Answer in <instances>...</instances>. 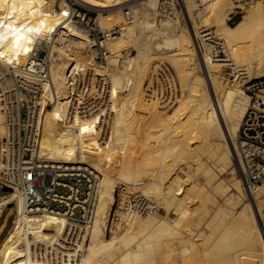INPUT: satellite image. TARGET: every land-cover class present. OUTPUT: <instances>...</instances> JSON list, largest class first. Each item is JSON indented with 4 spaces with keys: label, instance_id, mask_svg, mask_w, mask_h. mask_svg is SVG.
Segmentation results:
<instances>
[{
    "label": "bare ground",
    "instance_id": "bare-ground-1",
    "mask_svg": "<svg viewBox=\"0 0 264 264\" xmlns=\"http://www.w3.org/2000/svg\"><path fill=\"white\" fill-rule=\"evenodd\" d=\"M173 2L59 0L57 10L58 0H0V79L9 71L24 77L41 38L57 53L51 60L49 51L50 80L31 76L45 90L37 158L66 172L87 164L100 175L95 220L79 264H199L203 257L206 264H264V184L251 191L245 187L235 144L250 100L243 85L264 76V0L249 8L234 0H179L193 32L168 19L155 25L157 13L175 14ZM71 4L97 13L92 21L100 30L98 39L104 38L106 66H96L93 47L98 44L76 27L77 12ZM237 7L245 9L244 15L230 25L228 17ZM202 24L225 41L227 60L202 59L196 43ZM105 33L112 38L105 40ZM127 46L136 47V54L125 55ZM163 62L171 64L186 88L170 109L143 93V76ZM89 70L109 78L111 85L109 137L103 142L97 131L105 109L70 117L69 77ZM10 120L11 111L1 107L2 134ZM6 148L0 155V182L5 181L1 171ZM15 179L11 192L0 198V214L6 206L11 213L17 208L14 225L0 244V264H43L35 256L37 246H59L70 222L63 215L28 213L20 179ZM121 183L166 212L174 211L175 218L160 216L159 211L125 214L124 224L108 237ZM120 196L123 205L128 197L125 192ZM193 202L199 205L191 207ZM191 222L205 223L212 231L203 238V259L195 237L204 233L186 232ZM58 249L60 256L71 257Z\"/></svg>",
    "mask_w": 264,
    "mask_h": 264
},
{
    "label": "built area",
    "instance_id": "built-area-1",
    "mask_svg": "<svg viewBox=\"0 0 264 264\" xmlns=\"http://www.w3.org/2000/svg\"><path fill=\"white\" fill-rule=\"evenodd\" d=\"M71 5L77 12L76 27L89 33L98 44L93 47L96 49V66H106L108 63L106 50L101 44L104 38L101 41L98 39L100 30L92 21L93 13L83 6ZM125 13H129V10ZM200 31L196 43L202 59L209 58L214 62L227 60L225 41L205 24L201 25ZM110 37V33H105V40H109ZM50 64L49 50L41 46L34 53L32 63L25 67L24 77L16 76L13 71L1 76L0 108L11 111V120L7 125V132L2 134L0 131V155L5 150L4 146L7 147L4 153L5 169L1 171L5 181L0 182V187L11 189L10 186L17 182L16 176L20 179L19 185L26 197L28 213L63 215L69 220L70 224L59 246L47 247L41 244L37 246L35 256L40 262L79 264L83 253L81 250L88 239V230L95 220L100 175L87 164L81 165L76 171L66 172L62 168H54L40 161L36 156L42 137L45 108L41 107L40 103L45 90L42 84L34 82L31 76L39 75L43 79L50 80ZM93 74L90 70L80 71V75L76 73L69 77L70 117H83L92 109H105L107 115L101 118L97 131L100 141L103 142L109 137L111 115L107 107L111 85L109 78L103 79ZM243 88L250 100L236 136V149L241 160L239 166L244 185L251 191L264 184V76L246 81ZM183 92L179 77L169 62L157 63L153 67L143 89L146 97L159 99L161 106H165L166 109L177 104ZM46 176L52 177L48 186L45 185ZM39 187H44L42 194L38 191ZM122 192L128 197L123 205L120 203ZM4 196L6 195L0 198ZM116 198L108 222L109 234L124 224L125 214L147 216L160 210L141 192L138 190L129 192L125 186L118 189ZM3 210L11 209L6 206ZM13 210L17 211L16 206ZM119 210L126 213L119 214ZM57 249L69 252L71 257L65 259L66 257L57 253ZM65 260L67 261L64 262Z\"/></svg>",
    "mask_w": 264,
    "mask_h": 264
},
{
    "label": "rangeland",
    "instance_id": "rangeland-1",
    "mask_svg": "<svg viewBox=\"0 0 264 264\" xmlns=\"http://www.w3.org/2000/svg\"><path fill=\"white\" fill-rule=\"evenodd\" d=\"M142 0H138V2H141ZM257 0H240V1H236V0H234V4L236 5H242L243 4V6L245 7V8H249L250 7V5L251 4H253L254 2H256ZM243 6H241V7H243ZM56 7H57V10H59L60 9V4H59V0H58V3L56 4ZM173 8L175 9V14L174 15H172V16H167V13L165 14L164 12H160L161 14H159V13H157L156 14V18H155V25H157V27L160 25V21L161 20H166V19H168V20H171L172 22H177V25H178V27L179 28H181V29H183V30H188V29H191V31H192V25H191V23L189 22V18H188V16H187V14H186V11L184 10L185 9V7L183 6V5H181V3L179 2V0H174V2H173ZM126 10H128V9H124V13H125V11ZM244 12H245V9H242V8H240V7H237L236 9H235V11L233 12V13H231L230 15H229V17H228V23L230 24V25H235L239 20H241V18L243 17V15H244ZM93 17L94 18H96L97 17V13H93ZM193 32V31H192ZM112 36V35H111ZM112 38V37H111ZM110 38V39H111ZM39 43H42V46L44 45H47V47H48V50L49 51H51V54H52V58H51V60H54V57H56L57 56V53L56 52H52V50H51V47H52V43H47V40L46 39H39L38 41H37V45L39 44ZM129 47V48H128ZM132 47H134V46H127V50H125L123 53L125 54V55H129V54H136V52H137V48L135 47V49L134 48H132ZM129 49V50H128ZM134 49V50H133ZM33 53V52H32ZM53 62V61H52ZM57 63H62V61L61 60H58L57 61ZM53 64V63H52ZM157 63H155V65H156ZM154 65V66H155ZM151 71H152V68H151ZM149 75H150V72L147 74H145L144 76H143V78H142V80H143V83L144 84H146L147 83V80H148V77H149ZM179 77V76H178ZM182 88H183V86H182ZM185 88V87H184ZM183 88V89H184ZM186 89V88H185ZM243 119V118H242ZM165 137H166V135H165ZM164 137V138H165ZM161 138H159L158 139V141H157V144H160L161 143V141H159ZM155 141L157 140V139H154ZM162 140V139H161ZM235 144H236V139H235ZM238 169V168H237ZM241 169V168H240ZM241 177H242V174H241ZM101 178H102V176H101ZM199 177L197 176V178L195 177V180L197 181V182H202V180L199 178ZM51 181H52V177L51 176H46L45 177V185L46 186H48V185H50V183H51ZM123 186H125L126 187V185L125 184H123V183H121L120 185H118V188H117V191H118V189H121V187H123ZM43 190H44V187H39L38 188V191L42 194L43 193ZM127 190H129V189H127ZM130 191V190H129ZM11 192V191H10ZM10 192H5V191H3L2 190V188H0V196H3L4 194L5 195H8ZM233 192H235L236 193V191L235 190H233ZM196 201H198V198H196L195 199V202ZM251 201V200H250ZM251 203H252V201H251ZM193 204V205H192ZM253 204H254V206H255V208H256V205H255V203L253 202ZM190 205H191V207H195L196 205H199V203L198 204H195L194 205V202L193 203H190ZM210 210L212 209H214L212 212H214L215 211V207L214 206H212V205H210ZM254 208V207H253ZM167 213V214H166ZM158 215H160V216H165V215H168L171 219H173V218H175V212L174 211H169V212H166V210L162 207V206H160V210H159V212L157 213ZM260 220V219H259ZM260 222V221H259ZM192 223V222H191ZM188 224H190V223H188ZM193 225H194V223H192ZM205 223H203V225L201 224V225H197L196 224V226L194 225V227H197V228H195V229H199V230H195L194 229V227H193V225H191V228L190 229H188L186 232H189V234H191V235H196V234H200V232L201 233H204L203 234V236L204 237H195L196 239H198V240H200V241H197L198 242V246L200 245V247H199V252H201V250H202V252H203V249H205L206 248V246L207 245H203L204 243H203V241H204V239L203 238H205V236L207 235H209L208 233L211 231V230H209V228L208 227H205L204 228V225ZM262 225V224H261ZM204 229V231H203V229ZM262 227V226H261ZM206 228H208V230L206 229ZM193 229V230H192ZM208 231V232H207ZM198 232V233H197ZM212 232V231H211ZM206 234V235H205ZM214 234H215V232H214ZM107 236L108 237H112V234H109L108 233V231H107ZM204 246V247H203ZM201 249V250H200ZM202 252H201V256H199V257H201V259H203V260H201V259H198L202 264H206L207 263V261H206V257H203L202 255L204 254H202ZM203 257V258H202ZM198 260H196V262L198 261ZM203 261V262H202ZM206 261V262H205ZM200 262H198L199 264H200ZM195 264H197V263H195Z\"/></svg>",
    "mask_w": 264,
    "mask_h": 264
},
{
    "label": "crops",
    "instance_id": "crops-1",
    "mask_svg": "<svg viewBox=\"0 0 264 264\" xmlns=\"http://www.w3.org/2000/svg\"><path fill=\"white\" fill-rule=\"evenodd\" d=\"M14 221H15V210L13 211V213H11V211L9 210L2 211V213L0 214V239H1L0 244L9 233L10 229L13 227Z\"/></svg>",
    "mask_w": 264,
    "mask_h": 264
},
{
    "label": "water",
    "instance_id": "water-1",
    "mask_svg": "<svg viewBox=\"0 0 264 264\" xmlns=\"http://www.w3.org/2000/svg\"><path fill=\"white\" fill-rule=\"evenodd\" d=\"M2 190L5 191V192H10L11 191V189L7 188V187H3Z\"/></svg>",
    "mask_w": 264,
    "mask_h": 264
},
{
    "label": "trees",
    "instance_id": "trees-1",
    "mask_svg": "<svg viewBox=\"0 0 264 264\" xmlns=\"http://www.w3.org/2000/svg\"><path fill=\"white\" fill-rule=\"evenodd\" d=\"M5 195V194H4Z\"/></svg>",
    "mask_w": 264,
    "mask_h": 264
}]
</instances>
